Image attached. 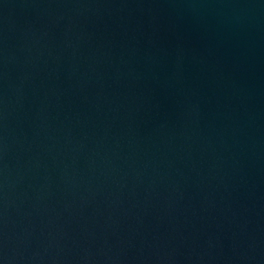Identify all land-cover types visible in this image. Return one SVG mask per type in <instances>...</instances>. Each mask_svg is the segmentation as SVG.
<instances>
[{
    "label": "water",
    "instance_id": "95a60500",
    "mask_svg": "<svg viewBox=\"0 0 264 264\" xmlns=\"http://www.w3.org/2000/svg\"><path fill=\"white\" fill-rule=\"evenodd\" d=\"M0 264H264V0H0Z\"/></svg>",
    "mask_w": 264,
    "mask_h": 264
}]
</instances>
